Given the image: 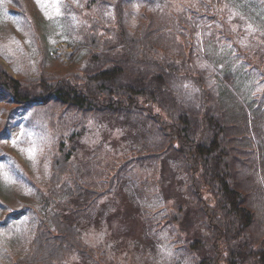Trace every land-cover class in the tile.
Masks as SVG:
<instances>
[{
  "label": "trees",
  "instance_id": "obj_1",
  "mask_svg": "<svg viewBox=\"0 0 264 264\" xmlns=\"http://www.w3.org/2000/svg\"><path fill=\"white\" fill-rule=\"evenodd\" d=\"M77 4L82 19L65 28L70 49L54 52L58 60L63 56V65L80 64L22 79L0 62V101L56 104L94 121L102 116L118 119L122 130L133 131L143 142V155L133 160L153 163L155 171L162 157L170 160L181 176L185 198L159 217L181 226L190 206L199 232L186 240L180 256L160 264H182V259L189 264H264V78L254 79L258 71L264 74L257 65L264 64V0ZM235 13L244 18L239 32L229 25ZM36 20L41 22L39 16ZM247 22L257 30L249 33ZM251 62L257 63L255 71ZM73 148L50 162V191L35 192L29 248L9 258L0 244V264H70L74 258L97 264L78 229L94 200L106 192L99 189L101 175L117 158L100 144L98 159L88 162L93 172L80 179L68 161ZM121 172L120 162L113 177L119 179ZM8 222L0 220V229Z\"/></svg>",
  "mask_w": 264,
  "mask_h": 264
},
{
  "label": "rangeland",
  "instance_id": "obj_2",
  "mask_svg": "<svg viewBox=\"0 0 264 264\" xmlns=\"http://www.w3.org/2000/svg\"><path fill=\"white\" fill-rule=\"evenodd\" d=\"M126 4L122 5L127 10L125 17ZM80 8L77 0H20V4L0 0L2 65L22 79L42 71L64 72L78 66V62L61 64L63 56L58 60L54 50L60 53L70 49L65 28L69 30L70 22L79 23L82 18L76 12ZM38 16L41 22L36 20ZM221 19L224 21L223 16ZM240 19L244 18L237 13L228 18L232 32H239ZM246 27L249 33L257 30L252 22H247ZM255 64L248 63L255 69L257 65L264 69L262 62ZM263 78L264 74L255 76V80ZM142 143L133 131L122 130L118 119L102 116L94 121L91 116L66 112L56 104L28 106L0 101V220L9 218V226L0 229L5 257L20 256L29 248L31 210L37 208L35 192L50 191V162L74 146L68 161L81 179L85 172H93L87 166L89 160L98 159L96 149L100 144L106 146L109 156L117 158V164L105 168L107 174L101 175L104 180L99 189L106 192L94 200L89 216L80 221L83 242L93 248L94 262L145 264L150 260L160 264L180 256L186 240L197 236L198 220L190 206L181 226L159 217L185 198L184 185L166 157L159 160L157 171L153 163L133 160L143 155ZM120 162L121 177L116 179L113 174ZM146 179L150 182L144 183ZM148 227L154 234L147 233ZM71 262L86 264L80 258ZM181 263L189 264L184 259Z\"/></svg>",
  "mask_w": 264,
  "mask_h": 264
},
{
  "label": "bare ground",
  "instance_id": "obj_3",
  "mask_svg": "<svg viewBox=\"0 0 264 264\" xmlns=\"http://www.w3.org/2000/svg\"><path fill=\"white\" fill-rule=\"evenodd\" d=\"M194 42H195V41H194ZM200 42H201V41H200ZM200 44H202V43H200ZM196 45H197V44H196ZM200 46H201V45H200ZM204 50H205V49H204ZM253 70L255 71V68H253ZM256 74H258V75H263V74H261L259 71H258ZM256 74H255V76H256ZM254 79H255V77H254ZM231 95H232V94H231ZM220 96H221V95H220ZM228 98H229V97H228ZM232 100H234V99H232ZM240 100H241V99H240ZM222 101H223V100H222ZM223 102H224V101H223ZM232 104H233V103H232ZM86 181H88V180H86ZM83 182H84V181H83ZM90 182H91V181H90ZM90 182H89V183H90ZM92 182H93V181H92ZM84 183H85V182H84ZM83 185H84V184H83ZM82 187H83V189H85V190L88 188V187H87V188H84V186H82ZM89 189H90V188H89ZM85 190L82 191V192H85L84 194H86V191H85ZM87 190H88V189H87ZM94 192H95V191H94ZM45 193H46V192H45ZM42 194H43V192H42ZM77 194H80V193L77 192L76 195H77ZM82 194H83V193H82ZM39 195H40V194H39ZM66 195H67V194H66ZM80 195H81V194H80ZM80 195H79V196H80ZM95 195H96V194H95ZM95 195H94V196H95ZM66 198L68 199V197H66ZM63 199H64V198H63ZM63 199H62V200H63ZM58 200H59V199H58ZM65 200H66V199H64L62 202H61L60 200H59V201L63 204ZM48 201H49V200H48ZM56 201H57V200H56ZM68 202H69V201H68ZM51 203H52V202H51ZM57 203H59V202H57ZM49 204H50V203H49ZM67 204H68V203H67ZM67 204H66V205H67ZM55 205H56V204H55ZM66 205H65V207H66ZM42 206H44V205H42ZM46 206H47V205H46ZM60 206H62V205H60ZM58 207H59V206H58ZM51 209H52V208H51ZM60 212H62V211H60ZM69 213H70V212H69ZM68 217H70V216H68ZM71 218H72V217H70V219H71ZM75 218H76V217H75ZM70 219H69V220H70ZM74 220H75V219H74ZM76 220H79V218H76ZM72 222H74V221H72ZM75 222H76V224L78 223L77 221H75ZM76 224H75V225H76ZM78 224H79V223H78ZM73 227H74V226H73ZM77 227H79V225H77ZM193 227H194V226H193ZM76 229H77V228L74 227V231H75ZM78 230H80V227H79ZM81 231H82V229H81ZM75 232H76V234L78 233L77 230H76ZM36 233H38L37 230H36ZM79 233H80V232H79ZM36 235H37V234H35L34 236H36ZM258 237L260 238V236H258ZM258 237H256L257 240H258ZM82 238H83V241H85V237L83 236ZM30 239H31V238H30ZM78 239H79V241H81L80 237H78ZM217 239H218V238H216L215 240H217ZM263 239H264V236H263ZM263 239H262V240H263ZM215 240H214V242H215ZM259 240H260V239H259ZM252 241H254V239H253V240L251 239L250 242H252ZM260 241H261V240H260ZM81 242H82V241H81ZM261 242H262V241H261ZM261 242H260V243H261ZM263 242H264V241H263ZM64 243H65V242H64ZM64 243H62L63 246H64V245H66V246L68 245V243H65V244H64ZM210 243H211V242H210ZM252 243H254V242H252ZM256 243H257V241H256ZM207 244H208V243H207ZM262 244H263V243H262ZM211 245L213 246L214 243H212ZM205 247H206V246H205ZM213 247H214V246H213ZM213 251H215V250L212 249L211 252L214 253ZM215 252H216V251H215ZM209 254H210V253H209ZM214 257H216V256L214 255ZM218 258H219V257H218ZM216 260H217V259H216Z\"/></svg>",
  "mask_w": 264,
  "mask_h": 264
}]
</instances>
